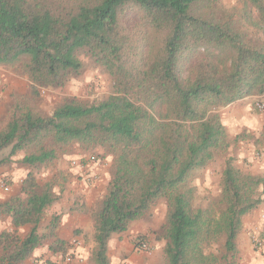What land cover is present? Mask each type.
<instances>
[{
	"label": "trees",
	"instance_id": "trees-1",
	"mask_svg": "<svg viewBox=\"0 0 264 264\" xmlns=\"http://www.w3.org/2000/svg\"><path fill=\"white\" fill-rule=\"evenodd\" d=\"M216 2L0 0V65L26 77L31 96L79 74L80 53L110 78V92L90 105L68 101L48 116L17 106L0 121V152L9 148L0 165L28 149L25 164H48L73 140L112 156L105 195L89 211L92 264H109L110 237L161 198L166 264H236L241 218L263 201V178L235 164L219 109L264 96V0H243L236 19ZM219 155L220 199L196 207L189 179ZM56 200L31 172L0 200L11 225L0 232V264H22L54 235L57 216L49 234L38 225ZM221 240L219 254L208 250ZM48 250L67 246L55 238Z\"/></svg>",
	"mask_w": 264,
	"mask_h": 264
},
{
	"label": "rangeland",
	"instance_id": "rangeland-1",
	"mask_svg": "<svg viewBox=\"0 0 264 264\" xmlns=\"http://www.w3.org/2000/svg\"><path fill=\"white\" fill-rule=\"evenodd\" d=\"M216 3L219 8L230 13L233 12L235 15L234 18L236 19L240 13L237 12L242 8L243 0H217ZM249 31L254 32L255 30L249 29ZM79 58L84 64V67L79 74L70 77L61 86L40 88L39 95L36 96H31L29 91L30 81L26 77L22 76L18 70L12 68L6 69L1 65L2 68L10 71L12 74L18 75L22 78V80L18 82L17 89H15L16 91H12L6 96L0 95V121L8 118L13 109L17 106H28L39 114L48 116L52 114L57 106L68 101L74 100L85 105H90L101 100L111 90V81L109 76L104 72L103 68L93 62L88 55L80 53ZM253 96L257 97L252 98L251 96H248L247 100L249 105L250 126L239 130L235 136L230 137L233 144L231 146V150L228 151L229 154L234 156L235 164L242 170L250 173H255V170L251 169L254 164L253 161H255L256 156L261 157V155L256 154V152H261V144L264 143V109L260 111L256 107L257 102L264 103V96ZM29 150L30 149L18 151L11 157V160L8 163L0 165V200H3L13 194L15 186L20 184L21 180L29 172L36 177V180L40 185L49 184L52 191L57 196V200L44 210L38 225L39 233L45 235L49 234V224L54 216L58 217V224L61 215H63V206L68 204L71 205V203L73 205L80 203H82V205L85 204L83 201H79L80 196H77V193L72 190V187L74 188V186L78 184V179L74 178V181H72L71 174H66L67 170L60 166L61 158L66 160L67 165H69L71 159L78 158L79 156L98 157L103 163L104 175L102 178L100 193L97 195L94 202L91 203L92 206L90 209L96 206L104 197L107 182L110 178L112 156L103 148L98 146L84 148L77 141L73 140L59 148L57 151V157L50 163L37 166H30L23 162V157L29 152ZM8 153L9 148L2 150L0 152V158L4 157ZM224 156L225 155H219L213 163L209 164L205 168L194 171L193 175L189 179L190 185L194 188L192 198L194 206L207 208L219 201L221 190L219 181ZM5 187L8 189L5 190ZM68 188L71 189L68 191ZM258 193L264 199V185L259 187ZM86 211L85 214H88L89 210L88 212ZM165 214L166 205L165 200L162 198L158 199L152 208L144 214V216L148 219H154L156 220V223H158L159 229L154 233L157 240L162 239L159 238V235L161 234V226L165 221ZM88 216L91 219L90 212ZM7 218L0 216V232L5 229L9 230L10 227L5 228L8 223ZM28 230L29 227H26L25 230H21V234L23 235ZM50 237L52 238L54 235L47 236L45 239H50ZM83 239L84 240L81 243L84 250L83 252L90 254L92 248L90 246L91 240L90 238L87 239L85 237ZM221 243L222 240L219 241V243L212 242L211 245L208 246V250L219 254V250H222ZM43 244L40 245V247L43 248V246H46L45 240L43 241ZM65 245L68 247H74L76 245V241ZM67 252L68 250L64 253L58 254L59 262L61 264L64 263L65 256L69 254ZM41 257V263H39L40 261L36 263L35 260L38 259L36 258L33 261V264H56L55 261H52L49 257L45 258L43 255H41ZM83 263L92 264L90 257H88V259H86ZM161 264H166L165 258H163Z\"/></svg>",
	"mask_w": 264,
	"mask_h": 264
},
{
	"label": "crops",
	"instance_id": "crops-1",
	"mask_svg": "<svg viewBox=\"0 0 264 264\" xmlns=\"http://www.w3.org/2000/svg\"><path fill=\"white\" fill-rule=\"evenodd\" d=\"M22 80L18 75L12 74L10 71L2 68L0 65V95H7L12 91H16L18 82ZM255 98L257 96H251ZM248 97L232 102L223 108H220V119L225 127V130L229 137L235 136L237 132L243 128L250 126L249 121V105L247 103ZM261 157L256 156L253 161L251 169L255 170L256 175H260L263 178L264 185V143L261 144V152H256ZM60 166L66 169V174H71V180L78 179V184L72 187V190L76 192L77 196H80L79 201H83L85 204H72L63 206V215L60 217V221L57 224V228L54 237L45 239L46 246L37 247L34 249L32 255L27 258L23 264H33V261L38 258L36 263L42 261L41 255L45 258H50L59 262L58 254L52 253L48 250L50 244L53 243L55 238H58L67 243L76 241L74 247H68L67 250L71 260L65 261L63 264H84L83 262L90 257V254H86L83 251V238L91 240L90 246H93L92 235L94 232L93 222L89 218L88 210L92 206L97 195L100 193L102 187V178L104 175L103 165L96 164L90 161L89 156H79L70 160L67 165L66 160L60 159ZM75 161L76 164L72 162ZM251 161V160H250ZM83 169L88 170L92 175L97 176L95 181L91 184H86L82 179ZM19 184L15 186L13 192L18 189ZM71 188H68V191ZM87 210V211H86ZM85 211L88 214H85ZM5 217V216H1ZM7 218V217H5ZM8 219L7 226L5 228H11ZM29 227L30 226H26ZM24 228V230L26 229ZM158 223L154 219H148L146 216L133 221L128 229L121 233L113 234L107 245V255L109 258V264H161L164 258V239H156L155 232L158 230ZM9 228V229H10ZM141 237V238H140ZM262 240L264 242V199L255 207L252 211L245 214L241 218V229L237 233L235 238V244L237 249L236 264H264V245L260 248H256L254 240ZM139 240H144L148 243L150 251L140 250L137 243ZM44 245V244H43ZM43 253V254H42ZM72 253V254H70ZM83 260V261H82ZM220 263V262H219Z\"/></svg>",
	"mask_w": 264,
	"mask_h": 264
},
{
	"label": "built area",
	"instance_id": "built-area-1",
	"mask_svg": "<svg viewBox=\"0 0 264 264\" xmlns=\"http://www.w3.org/2000/svg\"><path fill=\"white\" fill-rule=\"evenodd\" d=\"M256 107H257L258 110L262 111L264 109V103L263 102H257L256 103ZM90 161L91 162H94L96 164H101L102 163V161L98 157H94V156L90 157ZM72 163L73 164H76L75 161H73ZM96 178H97V176H95L93 174L91 175L88 172V170L83 169L82 179L84 180V182L86 184H91L92 181H95L96 180ZM7 189L8 188L5 187V190H7ZM253 243H254V245H255L256 248H260V247H262L264 245V242L262 240H257V239L254 240ZM137 245H138V247H139L140 250L150 251V247H149L148 243L146 241H144V240H139L138 243H137ZM66 260L67 261H70L71 260L70 255L66 256Z\"/></svg>",
	"mask_w": 264,
	"mask_h": 264
}]
</instances>
